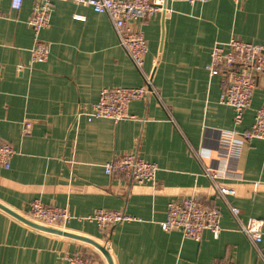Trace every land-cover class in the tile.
I'll return each instance as SVG.
<instances>
[{
  "label": "crops",
  "instance_id": "obj_1",
  "mask_svg": "<svg viewBox=\"0 0 264 264\" xmlns=\"http://www.w3.org/2000/svg\"><path fill=\"white\" fill-rule=\"evenodd\" d=\"M38 1L23 0L14 10L10 0H0V140L15 150L10 168L0 170V264H64L73 254L109 264L105 245L112 264H264V141L237 139V154L219 145L220 132L251 127L264 106V74L235 126L232 109L219 101L221 78L206 70L215 42L234 36L264 44V0L174 2L169 15L135 22L147 42L144 69L162 102L151 95L132 101L133 118L116 123L81 114L103 88L143 84L108 18L54 0L40 33L48 58L31 64L28 21ZM128 153L157 165L153 187L104 173L106 162ZM206 169L235 194H213ZM193 194L220 209L217 237L205 230L195 242L161 229L167 203ZM34 200L67 208L71 219L53 227L31 220ZM229 207L242 222L261 223L258 246L238 231ZM96 209L137 220L100 230L85 219Z\"/></svg>",
  "mask_w": 264,
  "mask_h": 264
},
{
  "label": "built area",
  "instance_id": "obj_2",
  "mask_svg": "<svg viewBox=\"0 0 264 264\" xmlns=\"http://www.w3.org/2000/svg\"><path fill=\"white\" fill-rule=\"evenodd\" d=\"M54 0H39L32 10L28 21L33 34V44L30 48V63H39L47 60L49 46L40 39V33L49 26L51 8ZM75 5L90 7L95 13L105 15L117 37L118 45L127 53L132 65L141 75L143 84L138 87H111L103 88L98 94L96 102L91 105L89 112H81L91 118H106L114 123L133 118L128 113V105L149 95L154 96L161 104L160 91L153 84L152 72L145 71L144 62L147 53V42L143 33L135 29L134 23L149 16L162 12L169 15L171 10L168 4L185 2L190 5L205 4L209 0H59ZM238 4L240 0H232ZM23 0H10L11 8L19 10ZM78 19H84L75 16ZM158 64V58L154 66ZM209 76L221 78L222 93L220 103L229 106L233 111L234 125H240L244 112L249 108L258 78L264 74V44L245 42L232 36L225 42H215L210 52L209 63L206 66ZM237 139L249 141L260 139L264 141V106L255 111L253 123L248 130H230L220 132L219 145L221 150L229 147L231 153L237 154L240 143ZM15 154L13 147L0 140V170L10 168V162ZM108 176L120 175L131 184L137 186H151L155 182L158 167L140 158L136 153L124 154L116 157L103 166ZM204 175L212 180L209 189L213 194L222 198L233 196L235 190L231 185L215 182L216 173L206 169ZM229 212L237 222V229L253 245L258 246L263 238L261 223L258 220L248 219L242 222L239 210L229 207ZM28 216L31 220L44 226H64L71 214L67 208L44 206L34 200L29 204ZM220 209L199 196L193 194L181 198L171 199L166 206L165 219L160 222L164 232L179 231L182 237L198 242L202 233L207 230L213 237H217L220 227ZM86 220L96 223L100 230L123 222L136 221L134 216L121 211L96 209L85 217ZM104 249L109 253L108 247ZM103 256V255H102ZM64 264H105L102 259L84 257L73 254L63 257Z\"/></svg>",
  "mask_w": 264,
  "mask_h": 264
},
{
  "label": "water",
  "instance_id": "obj_3",
  "mask_svg": "<svg viewBox=\"0 0 264 264\" xmlns=\"http://www.w3.org/2000/svg\"><path fill=\"white\" fill-rule=\"evenodd\" d=\"M29 224L34 226V227L40 228L42 230L53 231V230H50L48 228L39 227V226H36L34 224H31V223H29ZM101 250H102V253L104 254L105 259L107 260V262H109V264H112L111 261H110L109 253L104 248H102Z\"/></svg>",
  "mask_w": 264,
  "mask_h": 264
}]
</instances>
